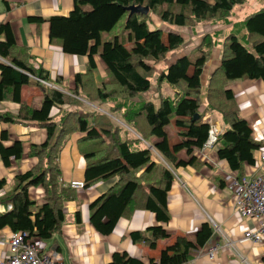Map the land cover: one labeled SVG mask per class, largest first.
<instances>
[{
  "label": "trees",
  "instance_id": "obj_1",
  "mask_svg": "<svg viewBox=\"0 0 264 264\" xmlns=\"http://www.w3.org/2000/svg\"><path fill=\"white\" fill-rule=\"evenodd\" d=\"M245 1L72 0L66 16L45 20L27 17V23L47 24L48 39L57 41L63 54L86 58L84 73L73 75L72 87L66 93L37 81L50 84L48 72L31 65L26 49L15 44L9 24L0 23V59L7 62H0V102L19 103L20 88L28 84L40 93L37 108L20 102L17 114H0V122H32L45 131V140L30 144L26 153L36 163L24 174L14 176L10 191L0 197V205L10 207L0 213V231L7 228L10 233H26L30 240L46 241L59 230L63 203L74 199V191L60 182L58 154L74 133L80 135L76 145L84 161L83 189L117 178L104 195L89 203L88 223L100 236H106L120 218L129 217L135 209L149 212L155 225L128 235L132 244L143 243L149 250L170 238L163 226L170 218L166 196L173 170L200 164L197 153L210 129L205 116L217 114L225 127L213 145L216 158L238 178L243 167L254 166L253 155L259 145L251 139L250 128L240 116L227 83L247 80L264 84V8L243 20L241 42L232 33L222 39L219 64L204 82L202 71L215 45L208 36L196 49V58L178 56L156 75L155 66L183 44L177 32L149 29L147 15L131 14L124 22L131 42L128 49L117 37L101 42V34L111 31L127 15L124 9L129 6L147 7L166 27L190 29L200 23H227L229 12ZM3 4L7 9L8 3ZM94 57L100 60L105 74L98 84L92 76ZM153 78L156 86H168L173 97L160 96L156 104L137 99L148 92ZM60 82L55 78L52 83ZM83 101L101 108L105 105L109 115L126 128L104 114L81 112L85 110ZM52 108L58 110L53 118L49 116ZM6 140L7 133L1 131L0 160L4 167L23 156L19 141L5 147L1 142ZM5 185L0 179V189ZM36 188L42 190L40 201L30 195ZM74 216L78 219V212ZM210 235L211 229L203 224L193 240L175 236L159 251L155 262L148 259L146 264H185L191 259L190 253L201 248ZM107 264L144 263L124 252H114Z\"/></svg>",
  "mask_w": 264,
  "mask_h": 264
},
{
  "label": "crops",
  "instance_id": "obj_2",
  "mask_svg": "<svg viewBox=\"0 0 264 264\" xmlns=\"http://www.w3.org/2000/svg\"><path fill=\"white\" fill-rule=\"evenodd\" d=\"M3 1L8 3L7 9L4 8ZM71 8L72 0H0V23L9 24L15 44L26 49L31 65L41 66L47 71L50 79V84H47L63 93L72 87L73 75L84 73L86 58L63 54L59 43L48 39V26L45 22L36 26L27 23L25 19L38 17L45 20L50 16H66ZM0 62L7 64L3 59H0ZM94 62L95 70L92 76L98 84L105 74L98 57H94ZM214 63L215 67L219 60ZM209 67L211 69L212 65ZM202 72V78L206 79L204 69ZM55 78L61 80L58 85L52 83ZM63 84L67 86L63 87ZM227 86L232 92L240 116L250 128L251 139L259 145L253 155L257 160L264 154V84L261 81L238 80ZM39 94L35 86H23L19 91V103L37 108L40 103ZM153 98L156 99L155 96ZM19 103L0 102V114L16 115ZM57 111L52 108L49 116L55 117ZM204 119L219 132L225 128L219 127L221 120L215 115L210 114ZM1 131L7 133V140L1 142L2 145L7 147L12 142L19 141L23 156L17 162L10 161L7 167H4L0 160V179L6 181V185L0 189V197L10 191L14 176L24 174L36 163L35 158L26 157L29 145H38L45 140V131L32 122H0V133ZM170 136H173V132H170ZM65 147L67 151L61 156L58 154L57 162L60 182L67 186L70 181H82L84 161L77 145L74 149L71 143ZM197 155L200 160L198 166L173 170L174 178L166 196L170 218L163 226L170 238L158 241L153 250H149L143 243L132 244L128 237L131 232H142L155 225L149 212L135 209L129 217L120 218L113 232L106 236H100L88 223L89 203L104 195L117 178L97 183L90 188L73 190L74 199L63 203L64 219L59 230L49 240L33 239L36 248L41 254L54 253L57 260L65 264H107L114 252H124L128 257L146 264L148 259L155 262L159 251L170 245L175 236H187L193 240L201 225L205 224L211 229V235L201 248L190 253L191 259L185 264H264V243L252 244L242 239V233L255 228L258 222L240 218L232 208L228 185L231 179L240 178L236 173L230 172L223 161L216 158L214 147ZM261 172H264V163L256 167H243L241 176H256ZM76 212L78 219L74 216ZM9 233L7 228L0 231V261L7 254L4 240ZM222 237L234 242V250L219 246ZM213 246H218V249L212 261H208L206 251Z\"/></svg>",
  "mask_w": 264,
  "mask_h": 264
},
{
  "label": "rangeland",
  "instance_id": "obj_3",
  "mask_svg": "<svg viewBox=\"0 0 264 264\" xmlns=\"http://www.w3.org/2000/svg\"><path fill=\"white\" fill-rule=\"evenodd\" d=\"M264 8V0H246L243 4L234 7L228 14L226 21L227 23H200L196 24L194 27L188 29V28H175V27H166L157 18V16L153 15L152 13L147 14V26L149 29L153 28H160L162 30L170 29L174 32H177L183 39V44L177 48L176 50L170 52L165 59L164 62L159 63L155 66V75L159 73L161 70L165 69L173 60L174 58L178 56H188L190 60H193L198 55V52L196 49H198L202 42L204 41L205 37H210V41L215 42L214 47L209 51V55L207 56V59L205 61L204 65V73L208 76V74L212 73L218 65H215L214 61H217L219 59V48L220 43L224 37L229 35L230 33L235 34L238 40L241 42V37L244 34V28L241 26V23L243 20L254 13L255 11ZM126 16H123L116 25L112 28L111 31L108 33L101 34V42H105L109 39H112L113 37H117V40L120 44H124L125 48H129L131 45V42H128L127 39V32L124 30V22L126 19ZM234 25H237L233 27ZM204 51L207 50L205 46L202 48ZM209 65H212V68L210 69ZM103 71V69H102ZM103 75V72H101ZM205 80L201 77V82H204ZM232 81H229L227 84L231 83ZM203 84V83H202ZM67 86V84H63V87ZM228 87V86H227ZM229 88V87H228ZM155 96L156 99H158L160 96L172 98L173 92L172 90L166 86L162 85L160 87L156 86L155 79L153 78L150 83V89L145 94H141L137 99L142 100H155L153 97ZM84 109L80 110L81 112H94V113H101L112 120H114L117 124L121 125L122 127H125V125L122 124L118 119L115 117L109 115L106 106L103 105V109L100 106H95L92 104H89L88 102L83 101ZM87 110V111H86ZM213 116L219 117L213 113ZM220 120V119H219ZM219 127L223 128V124L219 122ZM126 128V127H125ZM171 128V125H168V129ZM221 128V129H222ZM80 135L77 133H74L70 135V137L66 140L65 145L72 144L73 149L75 148V143L77 138ZM63 145L61 152L59 153V156H61L65 151H67V147ZM211 149H207L205 151H210ZM76 151V150H74ZM30 195L32 198L36 199V201L41 200L42 190L40 188H36L34 190L30 191Z\"/></svg>",
  "mask_w": 264,
  "mask_h": 264
},
{
  "label": "built area",
  "instance_id": "obj_4",
  "mask_svg": "<svg viewBox=\"0 0 264 264\" xmlns=\"http://www.w3.org/2000/svg\"><path fill=\"white\" fill-rule=\"evenodd\" d=\"M41 84L51 87L43 81ZM208 121V120H207ZM211 124V123H210ZM220 134L214 125H210L207 139L197 154L203 153L207 149H212L216 137ZM264 163V154L259 159H255V165L261 166ZM67 186L72 190L83 189L82 181H70ZM231 194L232 208L234 213L246 220H256L257 226L252 230L242 233V239L252 244L264 243V172L256 176L233 178L228 185ZM9 206L0 205V213L8 211ZM26 233H10L4 242L7 245V254L0 264H65L57 260L54 253L41 254L36 248L33 239H28ZM232 240L222 237L220 247L233 249ZM218 246H213L206 251L208 261H212Z\"/></svg>",
  "mask_w": 264,
  "mask_h": 264
},
{
  "label": "water",
  "instance_id": "obj_5",
  "mask_svg": "<svg viewBox=\"0 0 264 264\" xmlns=\"http://www.w3.org/2000/svg\"><path fill=\"white\" fill-rule=\"evenodd\" d=\"M125 12H127V17L131 14H141V15H147L148 14V8L147 7H140V6H129L124 9ZM53 88V87H50Z\"/></svg>",
  "mask_w": 264,
  "mask_h": 264
}]
</instances>
